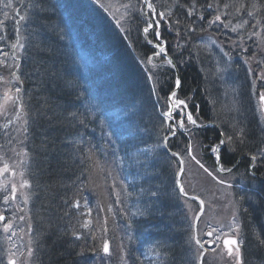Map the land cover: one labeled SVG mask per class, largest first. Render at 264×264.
I'll return each mask as SVG.
<instances>
[{
	"label": "trees",
	"instance_id": "16d2710c",
	"mask_svg": "<svg viewBox=\"0 0 264 264\" xmlns=\"http://www.w3.org/2000/svg\"><path fill=\"white\" fill-rule=\"evenodd\" d=\"M56 1L33 0L34 10L38 14L39 12H59ZM191 1L172 0L170 3L177 4V6L189 11L191 10L188 8ZM59 2L66 10L71 9L69 12L76 15L87 8V5H84L80 0L75 1L73 5L70 0H59ZM129 2L127 0V4ZM194 2L198 8L202 6V9L210 4L209 0H194ZM172 14L175 21L177 19L181 21L177 12ZM132 15L136 17L131 16L130 31L133 38L140 39L142 31L139 24L140 15L138 16L137 11L133 12ZM196 15H192L193 20H195ZM74 19L75 17H69L62 29L57 26L56 31L54 29L47 31L48 34L41 42H35L28 67L25 72L21 73L27 98L26 103H28L29 112L27 114L34 120L31 126L32 139L29 141L34 161L32 167L29 165L31 173L27 175V181L30 189L35 192L29 205V212L32 213L33 206L38 211V216L32 217L33 233H30V238L33 240V244H36L37 249L35 264H92L93 258L98 257V250L100 247L102 248V241L104 240H97L96 236L90 239L87 235L83 238L79 235L78 218L81 209H75L74 205L77 202L83 204L85 201H89L90 203L101 198L99 190L95 189L107 183L104 171L108 163L119 168V183L122 184L121 187L123 188L122 200L128 202L141 198L144 205L139 203L137 209H133L131 206L125 207L118 213L116 212V218L114 217L115 219L112 220L110 218L113 217L108 215L107 218L110 220L107 231L104 230L103 234H100V238L105 237L109 242L116 241L118 246L125 244V238L123 239L125 225L132 224L137 219H143L146 214L153 215L160 211L159 205L152 196L154 193L164 195L171 200L168 197L169 194L165 193L167 179L164 176L166 174L162 167L163 164L159 163L157 166L158 161L154 162V159L151 158V155L154 154L151 149L158 143L153 132L155 129L149 126L146 128V123L140 122L143 109L141 110L140 107L137 86L133 84L134 81L129 76V74L139 75L137 72H131L138 66L120 64L118 56L120 50L117 45L120 37L118 34L106 32V35L114 38V44L108 47L109 56L98 57L96 62L100 68L114 67L117 72L119 71V80L109 82L104 69H102L101 76L95 78L94 85L78 82V76H75L73 68L74 63L69 61L67 56H71L73 52L80 58V50L75 51L63 40L64 38L66 40L72 38L71 33L77 31V29L72 31L70 28L74 25ZM171 20L174 21L173 18ZM183 24L180 23V25ZM95 29L97 32L96 27ZM67 30L70 31L66 32ZM97 35H99L98 32ZM104 47L105 44L101 43L100 48ZM139 55L147 58L140 53ZM64 60L66 63H63ZM153 73L156 75L154 81L158 82L157 90L160 95L164 93L165 89L169 93L174 89L175 75L173 72L168 75L157 64ZM180 76L183 82L180 95H184L185 88L189 87L192 79L186 77L183 71L180 72ZM194 80L195 77H193ZM88 86L91 92L87 91ZM126 86L128 87L126 88ZM82 94L92 100L90 104H92V108L97 112L101 121L108 125L117 123L111 130L113 132L111 136H91L84 133L87 129V119L78 105V97ZM200 94L203 95L202 92ZM118 97L121 107L130 110L124 116V120L111 121L106 109H113L110 106L117 104H110V101ZM185 97L187 96L185 95ZM192 103L199 102L193 99ZM247 105L249 109L247 118L250 128L257 131L258 128L251 119L249 102ZM199 106L200 116L206 122L202 125H207L211 121L209 110L205 104L199 103ZM229 126L232 129V141L234 142V149H229L239 155L241 150L246 151L253 148V146L242 147L238 138V132H240L238 123L235 126L233 124ZM245 127L248 132L249 127ZM206 132L212 133L213 131L208 129ZM163 134L160 131V135ZM182 153L186 154V152ZM208 159H211L210 155ZM143 160L147 161V165L142 163ZM85 165L89 166L88 171H84ZM145 167V174L148 176L142 177L141 174ZM30 176H32V182H30ZM92 178L96 180L92 181ZM153 178L156 181L161 180L156 183ZM87 191L94 194L90 195ZM103 195L106 199L110 198L106 193ZM111 199L113 200V198ZM117 219L125 220V225H119ZM85 240L89 242L86 246ZM187 244L188 239L184 238L180 244L165 249V253L162 252L166 258L165 264H183L185 262L184 250L186 249L182 247ZM134 256L135 254L132 253L131 256H127V259L134 261L133 264H140L139 260L143 263V259Z\"/></svg>",
	"mask_w": 264,
	"mask_h": 264
},
{
	"label": "bare ground",
	"instance_id": "6f19581e",
	"mask_svg": "<svg viewBox=\"0 0 264 264\" xmlns=\"http://www.w3.org/2000/svg\"><path fill=\"white\" fill-rule=\"evenodd\" d=\"M122 1L125 3V5H128L130 3H139V0H129L130 2L128 4L127 0ZM153 2L157 11H164L165 15L168 12L169 8H173L174 12H177L179 14L181 23H184L183 25L172 23V16L169 15V19H165V22L166 24L170 25V30L172 31L171 34H168L166 32V29L164 27L166 24H160L159 31L166 41L168 52L167 56H164L163 54H161L160 56H154V52L158 51V49H155L152 45L148 44L144 38V35H141V38L137 39L132 37L131 31L122 30L121 28L124 27L131 29V24L124 18L123 24H118V20L116 19L114 21V24L107 26L106 24H104L103 19H106L108 22H112L114 17L96 14V17L93 18V27L87 20L86 12H81V16L79 17V15H76L72 12L54 11L48 13L39 12L38 14L35 11H30L25 12L26 20L24 22H21V24L19 25L20 32L22 34L21 40L25 44L24 50L21 51L17 49L19 55L17 57L16 64L19 65V68L17 69L15 67H12V61L11 59H8V64L10 66H0V76H3L7 78V80L12 81L11 73L13 71H15L17 74L25 72L28 67L30 55L32 53V48L34 47L35 42H41L42 39L48 34L47 31H50L51 29H54V31H56L57 26L62 29L69 17H75L78 19V22L70 28L71 30L78 28L77 31L71 33L72 38H68V40L64 38L63 40L66 41L67 45L72 47V49H74L75 51L81 50L86 52V55L81 56L80 58H78L73 52L71 56H67L69 61H73L74 63L73 68L75 76H78V82L83 83V78L80 75L83 68V62L91 57L109 56L108 47L114 44L113 37L109 35H97L95 27L102 29L104 32L117 33L120 37L127 40L131 45H133L140 54L147 58H170L169 55L171 54L173 56L172 58H174L172 60L174 61L176 67L181 69V71L186 74V77L192 79V83L189 85V87L185 88L184 95L182 94L180 96L182 98L191 97L199 103L205 104L208 108L211 118V121L209 122L211 127L208 129H212L213 132L207 133L206 131L208 129H206L205 126L193 128L191 125H187L188 131L178 129L176 137L181 138L179 145L181 150L187 151V144L189 140L192 141L193 149L195 150L202 152L211 149L217 142V138L219 140H227L228 136L233 137L231 133L232 129H230L229 125L233 124L235 126L236 123H238L239 125L240 132H238L237 129L236 130L239 135V141L242 143L243 148L246 146H253L258 148L259 150H261V148H264V131L260 132L258 130H252L247 118L249 112L247 103H250V98H255L253 92L248 89V80H250V83L253 84L254 80L261 79V77H254V75L248 70L247 67L246 69L244 68V70L239 69V75L237 77H232L230 73L226 71V68L221 65L220 60L222 58V55L218 54L217 51L213 48L215 43L208 40V37L206 36L207 33L214 32L215 36L212 40H215L221 46L225 47L229 44H232V42H243V40L248 37V34L243 29L232 24V22L230 21L231 18L229 16V12L227 11L225 12L226 14L224 13L225 16L221 18L223 23L216 22L215 24H210L208 21L214 19V16H212V12H214V9H209L208 5L203 7L204 9H202L201 6V8H198L197 12L189 10L192 11L194 15L197 14L195 20H193L192 16H188L189 11H186L176 4H171L167 2V0H153ZM243 3L247 5V9L245 8L247 11H255V13H257L255 15L253 12L252 16H255L253 18H256V16H260L259 13L264 14V0H243ZM244 4L241 3L242 6ZM136 11L138 12L139 16L138 9ZM227 15L228 17H226ZM200 16H203L204 19H199ZM157 19H159V15H157ZM15 21L12 22V24L7 25L6 27V37L8 38L7 43H0V48H3L10 54L12 50H9V45L14 43L16 39L15 28L17 25ZM45 23H48L50 25L48 26ZM189 26H191V28H194L195 30H190ZM233 27L237 29L235 32L231 30ZM177 28L180 29L179 35H177ZM238 28L241 29L240 32H242V34H240V32L238 31ZM68 31L70 30H67L66 32ZM247 31L249 34H251L248 29ZM154 32L155 28L150 30L149 38L152 37V33ZM241 37L243 38L242 40ZM257 41L258 42L255 44V48L257 49L258 54L259 52H261V54L258 56V61L260 60L259 74L264 75V45H262L264 44V39ZM101 43L105 44L104 48H100ZM177 44L181 45L182 47H177ZM205 50L209 51V55H207L208 57L212 58L210 55L211 53L217 60L219 59V61H206ZM195 52L202 55L201 58L203 59V63H201L199 66H197L195 63H193V61L190 60V55L194 54ZM118 56L119 62L122 65L127 64L135 67V65L137 64V60L131 48H123ZM63 63H66L65 60L63 61ZM165 63L167 64V62ZM135 70L139 75H131L135 77L133 84H136L137 86V92L140 99V107L141 110L143 109V114L140 117V122H145L146 128L149 126L156 131L161 129V133L165 134L168 131V126L166 124L161 128L155 127L157 124H162V120L161 118H159L162 117L160 113L166 110V106L164 107V105L162 104L163 97L160 96V93L156 89V82L154 81V78L152 80H149V74H145L141 66L135 67ZM170 71L173 72L174 75L180 74V71L176 69ZM243 71H247L248 74H245ZM118 72L114 67L111 66H107L104 69V73L109 82L119 80L120 76L118 77ZM131 75L129 74V76ZM193 77H195L194 81ZM12 85L13 81L11 84H8V88H10ZM182 86L183 82L181 80L180 90L182 89ZM153 88H155V92H153ZM4 89L5 88L0 85V93H3ZM200 92H202L203 95H201ZM185 95L187 97H185ZM247 95L249 96L247 97ZM90 103H92V100L89 97L84 94L79 95L78 105L80 106L79 108L81 112L87 119V129L84 133L91 136H111L113 134L111 130L116 126L117 123L115 122L112 125H108L101 121L99 115L92 108V104ZM261 105L263 107V103H261ZM17 109L18 107L16 105H8L4 109L2 108L1 113H4L3 115H10ZM260 112L261 108L255 107L253 109V113L255 116H259ZM197 117L201 124L206 123L205 120L200 116L199 110L197 111ZM251 119L252 121H255L253 115L251 116ZM25 121H27V123H24V132L21 140L26 142L25 146L27 149L29 165L32 167L34 160L33 154L29 147V141L32 139L31 126L34 120L31 119L30 115H27L24 119V122ZM245 126L249 127L250 130L248 132ZM151 150H154V147ZM16 152H20V150ZM142 163L147 165V161L145 160H143ZM243 163L244 162L242 161L239 164ZM259 163L263 165L264 158L263 160L259 161ZM261 168L262 166L260 165L259 169H254L252 166H250L247 168V174L254 175ZM88 170L89 166L85 165L84 171ZM104 174L106 175L107 183L95 189L99 190L101 198H98L96 201L94 200L95 202L91 201L89 203V201H85V203L83 204L79 203V208L75 207V209H81V211L79 212L80 217L78 218V223L80 225V232H78L79 235H81L82 237L87 235L90 239L96 236L95 238H97V240L103 239L104 241H108V239H106L105 237L100 238V234L102 235L105 228L107 229V225L109 223L108 221L110 219H115V213H118V211L125 207L131 206L133 207V209H137L139 203L143 204V200L141 198L135 200L133 199L128 202L122 200L121 196L123 195V188L121 187L122 184L119 183V168L114 164L108 163ZM30 180H32V178H30ZM95 180V178H92V181ZM261 180L264 182V175ZM28 190L29 194L34 196L35 192L34 190L30 189V186L28 187ZM89 193L90 195L94 194L91 191ZM103 193L109 195L110 198H104ZM152 196L153 198H155L156 203L160 207L159 212L153 215L146 214L144 215L143 219H137V221H133L132 224L130 223L127 225H125V220L117 219L119 225H125V231L123 233L125 244L118 246V243H116V241L108 242L110 253L116 251L119 255L122 256V258L113 260V258L109 257V255H105L101 258H93L92 264H133L131 261H129V259H127V256H131L132 253L135 254V258L145 259L147 261H150L151 264H165L164 260L166 258L165 256H163L162 252H164V250L167 248H172L173 246L180 244L184 238L188 239V244L182 247L186 249L184 250L185 262H183V264H213V257L212 255L210 256V253L212 248H216L214 243L215 236L206 235L207 232L211 231H203L201 234V230L199 231L198 225H193L192 218L189 213L190 211L186 209L184 204H181L183 202L182 195L171 198V200L158 193H154ZM111 198H113V200ZM109 208H111L112 211L109 212ZM89 209H91V215L88 214ZM108 215L113 218L108 219ZM31 216H38V211H36L35 206H33ZM87 220H90V223L88 224V227H84V224L85 222H87ZM262 224L264 227V222H262ZM193 232L198 235L199 240L202 242V244L204 243L206 245L203 244V247L198 245L196 243L197 239L194 238ZM239 236L240 240L238 238L231 237L239 241V257H237L235 252L233 253V256H228L227 250L224 247L223 240L221 244L222 248L219 249L221 253H223L224 259H239L242 261V264H264V240H262L256 232V241L253 240V237H251V235H246L241 231ZM104 241H102V244L104 243ZM88 243L89 242L85 240V246ZM257 247H260V249H257ZM225 264L230 263L228 261L226 262L225 260Z\"/></svg>",
	"mask_w": 264,
	"mask_h": 264
},
{
	"label": "rangeland",
	"instance_id": "374dc122",
	"mask_svg": "<svg viewBox=\"0 0 264 264\" xmlns=\"http://www.w3.org/2000/svg\"><path fill=\"white\" fill-rule=\"evenodd\" d=\"M29 0H11V7H5L8 4L9 0H0V20H4V27L0 29V34L6 37V27L9 24H12L15 20H11L13 18V14L19 10L20 13H23L21 6L25 5ZM116 0H103L104 6H111L112 2ZM172 0H167V2H171ZM210 4L213 5L214 12H212V16L216 14H221V18L225 16V12H229L230 21L235 26L243 29L247 34L243 42L229 44L225 47L221 46L215 40H212L215 34L207 33L208 40L215 41L213 48L217 51L218 54L222 55L220 60L221 65L226 68V71L230 73L232 77H237L239 74L237 73V69L232 67L234 63L238 71L239 69L244 70L246 67L248 70L254 75V77H261V79H257L253 81V84L249 82L248 89L253 92L255 98H250L249 108L250 113L254 116V124L258 128V131H264V111L262 110V105L260 103L259 94L264 92V75L259 74V64L258 56L261 54L259 52L256 55L257 49L255 48V44L258 42L257 40L264 39V14H260V16H249L248 13L251 12L256 15L255 11H247V5L243 3V0H209ZM244 4L243 6L241 5ZM16 4L18 6H16ZM174 4V3H172ZM128 5H133L132 3ZM177 5V4H176ZM227 5V7H225ZM191 10L196 11L198 7L196 6L194 0L191 1L189 7ZM246 8V9H245ZM157 11V9H156ZM4 12L9 13V17L5 19ZM164 12V11H157ZM173 8H169L166 16L171 15L174 19ZM165 13V12H164ZM171 13V14H169ZM114 15V13H113ZM228 17V15L226 16ZM141 19V18H140ZM159 20V19H157ZM170 21V20H167ZM175 21V19H174ZM174 21L172 23H174ZM247 21V23H245ZM6 24V25H5ZM140 27L143 29L144 22L140 20ZM160 24H166L165 20L160 21ZM175 24V23H174ZM166 32L171 34V27L169 24L165 26ZM238 28L240 32L241 29ZM247 29L251 34L248 33ZM242 34V32H240ZM8 38L6 37V40ZM1 43V42H0ZM264 45V44H262ZM9 50L11 51V45H9ZM204 49V48H202ZM225 52H228V55H224ZM206 53V54H205ZM205 59L206 61H219L217 60L211 53V57H208L209 51L205 50ZM169 57H158L156 60L160 61L159 65L164 73L168 75L171 74L173 69L181 72V69L175 67H171L165 62L168 59H174L170 54ZM190 60L193 61L197 66L203 63L202 55L195 52L190 55ZM4 57L0 55V59ZM146 59V58H145ZM242 67V68H240ZM131 72H136L135 69H132ZM245 74H248L247 71H243ZM150 74H154L150 72ZM131 75V74H130ZM179 75V74H178ZM132 77V80H135V77ZM176 78L181 80V76L174 78V82ZM131 79V78H129ZM154 80H156V75L154 74ZM0 85L5 88L3 93H0V141L3 139H7L6 147L8 150L0 151V214L5 216V220L3 222L0 221V264H9L10 260H15L16 264H27L31 263L32 255H29V249H31L32 239L30 238V221L31 217L29 216V208L27 206L29 190L28 187L21 188L20 184L24 181H27V175H29L30 168L28 166L29 159L25 152L15 153L19 151L21 148L18 147L17 143L20 142V139L15 137V134L18 135L19 132L23 129V124L20 122L16 128L11 129L10 126L16 121L15 119H11L10 115H3L2 108L4 109V103H8L15 98V87L19 85L18 81H15V85H12L10 88L4 87L7 85L6 81H0ZM121 85V84H120ZM128 86H126L127 88ZM12 89V90H11ZM247 89V90H248ZM180 89L177 91V95L180 99H185L188 102L190 111V107L193 110L194 118L197 117V111H201L199 109V103H192L193 98L187 97L182 98L179 94ZM7 94V95H6ZM170 93L167 89H165L164 93L161 94L163 96V105L164 107L168 104L167 97ZM249 95H247L248 97ZM252 96V94H251ZM191 102V103H190ZM255 107L261 108V112L259 116H255L253 113V109ZM134 116V115H133ZM161 120L163 121L162 117ZM11 119V120H10ZM10 120L5 126V121ZM165 126V124L159 125L157 127L161 128ZM18 127V130H16ZM156 127V126H155ZM207 127L210 128L211 125L207 124ZM255 127V128H256ZM5 129L3 131L2 129ZM256 128V130H257ZM161 131V129H159ZM156 131V130H155ZM153 132L156 135L157 145L154 146V154L151 155V158L159 163H162V167L164 170V175L166 177L165 182V193L169 194L168 197L174 198L182 195L183 202L186 209L190 212V216L192 218L193 225H198L199 231L201 230V234L203 231H211L215 236L214 243L216 248L211 249L210 256L212 255L213 264H225L228 261L230 264H237V260H233L231 258L224 259L223 253H221L219 248H222V242L226 238L235 237L240 240V231L245 233L246 235H251L253 240H255V232L264 240V227L262 222H264V182L261 178L264 175V164L261 165L259 161L263 160L264 155H261V152L264 151V148L259 150L256 147H253L249 150H241L240 154H235L231 149H234V142L230 143L225 140V144L220 146V141H217L214 146H220V152L213 153L211 149L206 151H198L193 149V155L197 157V159L205 165L213 174L217 177V179H223L228 184H231L232 187L228 188L224 184H219L216 180H213L211 176H209L194 160H191L190 157L186 156L182 152H186L185 150H180V141L181 138H177L176 135L169 139L170 143L167 144L166 148L163 144V137L165 134L160 135L159 132ZM10 139V140H9ZM17 139V141H16ZM15 141L13 145L12 141ZM13 145V146H12ZM213 146V147H214ZM231 148V149H229ZM22 150V149H21ZM170 151L180 152L185 159L184 163V171L182 174H178L179 163L176 161L175 157L170 155ZM211 159L209 155H211ZM257 156L255 161L252 160V156ZM220 156L221 159L217 163L216 157ZM244 162L243 164H239L240 162ZM8 165V172L3 171L4 165ZM258 164V165H257ZM259 165L262 168L257 171L254 175L247 174V168L252 166L254 169H259ZM219 167H224L226 169H231L230 172H219L217 169ZM146 167L142 171L141 176H148L145 174ZM13 172L15 175H13ZM23 173V175H21ZM156 183V179L153 178ZM28 182V181H27ZM16 184L17 193L15 201L9 199V203L6 205L3 203V196L8 194L11 196V186L12 184ZM182 185L184 188V192L187 195H184L180 192L179 186ZM147 189V188H146ZM196 196L197 200H192L190 197ZM200 201H203V213L200 212ZM199 203V204H198ZM22 209V210H21ZM86 214V213H85ZM199 216L198 220H195L194 217ZM23 217V219H20ZM12 221L13 227L9 230L8 233H4L3 226L5 223ZM90 223V220H87ZM200 223V224H199ZM234 229L236 231H234ZM15 231L16 235L13 236L11 233ZM194 238L199 240L198 235L194 232ZM219 236V239L216 237ZM204 244V243H203ZM35 245V243H34ZM206 245V244H204ZM258 245V244H257ZM218 249V250H216ZM260 249V247H257ZM264 250V248H263ZM32 264V263H31Z\"/></svg>",
	"mask_w": 264,
	"mask_h": 264
},
{
	"label": "snow or ice",
	"instance_id": "6c2138e0",
	"mask_svg": "<svg viewBox=\"0 0 264 264\" xmlns=\"http://www.w3.org/2000/svg\"><path fill=\"white\" fill-rule=\"evenodd\" d=\"M5 7H11V0H9L8 4H6ZM125 7L126 8L130 7L131 11H136L138 9L140 18L144 22L142 32H143L145 40L148 44L152 45L155 49H158V51L154 52L153 55L154 56H160L161 54H163L164 56H167L168 52H167L166 41L163 38V36L161 35V32L159 31V29H160V21L165 20V19H169V17L166 16L164 12L157 13L153 0H139L138 4L125 5ZM225 7H227V5H225ZM208 8L212 9L213 5L208 4ZM192 14H193L192 11L188 12V16H192ZM3 15H4L5 19H7L9 17L8 12H4ZM157 15H159V20H157ZM248 15L251 16L252 13L249 12ZM16 16L18 17V19L15 21V23L17 25L15 28L16 39H15V42L11 44V50H12L11 54L9 52L5 51L3 48H0V55H2L4 57L3 59H0V66L9 67L10 65L8 64V59H11V61H12L11 66L18 69L19 65L16 64V60H17V57L19 55V52L17 51V49H19L21 51L25 49V44L21 40L22 34L20 32L19 25L21 24V22H24L26 20V17H25V15L21 14L19 10L16 11ZM199 19L203 20L204 17L200 16ZM208 22L210 24H215L216 22L223 23V21L221 20V14H216L214 16V19L209 20ZM117 23L119 24V21H117ZM174 23L180 24L181 21L179 19H177L176 21H174ZM245 23H247V21H245ZM3 27H4V20H0V29H2ZM189 27H190V30H195L194 28H191V26H189ZM153 28H155V32L152 33V37L149 38L150 30H152ZM231 30L235 32L237 29L235 27H233ZM179 33H180V29L177 28V35H179ZM242 39L243 38L241 37V40ZM0 42L7 43L6 37L2 34H0ZM213 43H215V41H213ZM177 47H182V46L177 44ZM224 55L227 56L228 52H225ZM147 63L152 64L153 67H156V65L153 64L152 57L147 58ZM167 64L171 67H175V63L172 59H168ZM11 75L15 80L18 81L19 78H18L17 73L15 71H13L11 73ZM148 78H149V80H152L154 78V74H150ZM262 78H264V77H262ZM0 81H6V83H8V84L12 83L11 80H7V78H5L3 76H0ZM180 88H181V80L179 78H176L174 89L170 92V94L167 97V100H168L167 108H166V110H164L160 113V115L163 117V121H162L163 124H166L168 126V131L165 133V135L163 137V144L165 146H167L169 139L171 137H174L177 134L178 129L188 131L187 125H191L193 128L201 127L198 120L196 118H194L193 113L188 110V108H189L188 102L185 99H180L178 97L177 91ZM20 91H21V89L19 86L15 87L16 93H20ZM153 92H155V88H153ZM17 99H18V97H17ZM259 99H260L261 103H264V92H261L259 94ZM13 103H15V101ZM21 107H22V105H21ZM25 123H27V121H25ZM232 139H233L232 136H228L227 142L230 143L232 141ZM224 144H225V140H221L220 146H223ZM220 146L212 147L211 151L213 153L220 152ZM170 155L172 157L176 158V161L179 163L178 174H182L184 171V163H185L184 156L180 152H177V151H170ZM261 155H264V151L261 152ZM186 156L190 157L191 160H194L197 164H199V166L209 176H211L213 180H216L217 183L224 184L228 188L232 187V185L228 184L225 180L217 179V177L213 174V172L210 171L207 167H205V165L203 163H201L195 155H193V144H192L191 140H189V142L187 144ZM216 159H217V161H219L221 159V157L217 156ZM256 159H257V156H255V155L252 156L253 161H255ZM8 170H9L8 165L5 164L3 167V171L8 172ZM217 170L221 173L231 171V169H226L224 167H219ZM13 175H15L14 172H13ZM21 175H23V173H21ZM29 186L30 185L28 184L27 181H24L23 183L20 184L21 188H26ZM179 188H180L181 193H183L184 195H187V193L184 192V188L182 185H180ZM16 193H17V186H16V184L13 183L11 186V196H9L8 194H5L3 196V203L7 205L9 203V199H11L12 201H15ZM190 199L197 200L198 198L196 196H192V197H190ZM74 206L79 208V206H80L79 202H77ZM200 206H201L200 212L202 214L203 213V201H200ZM108 211L110 212V211H112V209L109 208ZM88 214L91 215V209H89ZM199 218H200L199 216L194 217L195 220H199ZM20 219H23V217H20ZM4 220H5V216L3 214H0V221H4ZM105 223H106V221H105ZM88 224H89V222H85L84 227H88ZM12 227H13L12 221L5 223L3 226L4 233H8L9 230L12 229ZM105 231H107L106 228H105ZM234 231H236V230L234 229ZM11 234L13 236H15L16 232L13 231ZM206 235L212 236L213 232H207ZM77 238H79V237H77ZM216 239H219V236H217ZM196 243L198 245H200L201 247H203V244L200 240L197 239ZM223 243H224V247L226 248L227 254L229 257L233 256L234 252L237 255V257H239L240 248H239V241L237 239L226 238ZM102 250L106 255L111 254L108 241H104ZM31 254H32L31 249H29V255H31ZM9 264H16V261L10 260ZM237 264H242V261L237 259Z\"/></svg>",
	"mask_w": 264,
	"mask_h": 264
},
{
	"label": "water",
	"instance_id": "95a60500",
	"mask_svg": "<svg viewBox=\"0 0 264 264\" xmlns=\"http://www.w3.org/2000/svg\"><path fill=\"white\" fill-rule=\"evenodd\" d=\"M263 106H264V103H263Z\"/></svg>",
	"mask_w": 264,
	"mask_h": 264
}]
</instances>
